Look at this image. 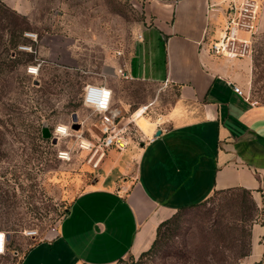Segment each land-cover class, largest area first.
I'll return each mask as SVG.
<instances>
[{
	"label": "rangeland",
	"instance_id": "1",
	"mask_svg": "<svg viewBox=\"0 0 264 264\" xmlns=\"http://www.w3.org/2000/svg\"><path fill=\"white\" fill-rule=\"evenodd\" d=\"M174 1L26 0V14L0 0V230L10 236L0 264H20L33 243L53 238L73 200L96 179L98 170L77 148L78 135L88 136L96 120L83 105L87 83L107 84L113 102L129 112L157 97V108L172 100L175 90L160 82L124 79L107 69L130 61L156 6ZM237 44L239 57L251 58L245 92L264 103V30ZM33 65L36 74L28 72ZM73 113L78 129L71 127ZM58 124L70 125L71 135L55 141ZM63 149L71 151L69 159H59ZM259 214L250 192H214L174 214L152 248L116 264H240L251 251ZM30 230L37 235L27 236Z\"/></svg>",
	"mask_w": 264,
	"mask_h": 264
},
{
	"label": "crops",
	"instance_id": "2",
	"mask_svg": "<svg viewBox=\"0 0 264 264\" xmlns=\"http://www.w3.org/2000/svg\"><path fill=\"white\" fill-rule=\"evenodd\" d=\"M5 1L28 13L26 0ZM245 1L156 6L153 24L124 68L130 80L174 89L172 100L157 108V97L132 112L113 102L126 116L148 106L136 118L140 137L110 150L56 235L33 243L20 264H116L149 250L159 225L179 210L237 188L248 190L260 208L251 251L240 264H264V103L245 92L250 57L210 50ZM250 1L256 6L253 28L238 31L246 42L264 30V0ZM119 68L107 72L118 74Z\"/></svg>",
	"mask_w": 264,
	"mask_h": 264
},
{
	"label": "built area",
	"instance_id": "3",
	"mask_svg": "<svg viewBox=\"0 0 264 264\" xmlns=\"http://www.w3.org/2000/svg\"><path fill=\"white\" fill-rule=\"evenodd\" d=\"M255 8L256 6L254 2L250 0L245 1L243 4H241V6L237 8L238 17L229 20L223 36L212 44L210 50L230 58H235L243 55L240 46L237 44V42L246 45L248 44V42L241 41L238 38V31L240 29L253 28L251 21H253L256 17ZM242 17L247 18V20H241ZM26 37H31V34L26 33ZM21 49L30 48L26 45H23L21 46ZM30 67L38 68L35 65L29 66L28 72ZM118 75L124 79L132 78V76L128 73L127 70H125L123 66L118 69ZM93 87L106 88L110 91L111 95L109 107L104 112L95 111L92 107L87 106L85 104L83 92V105L92 110V112L96 116V120L92 124V127L89 128V130L87 131L89 133L88 136L84 135L83 133H80L78 135L77 148L79 152L85 154L83 157L85 163L92 169L99 170L105 160L108 158L110 150H123L129 145L130 140L140 137L136 127V118L139 117L141 114H144L148 106L142 107L140 109V114H138L137 116L133 114L126 116L119 108L113 105V90L109 86H107V84L105 85L98 83H87L84 87V90L86 88H89V101L91 104L98 105L101 102V94L95 92L93 90ZM234 89L239 94L244 95V91L241 87L234 85ZM69 135H71V127ZM58 139H61V137ZM60 153H66V155L64 157H61ZM58 156L59 159H69L71 157V151L69 149L60 150ZM0 233L5 234L3 241L4 251L2 254H0L4 255L7 252L8 239L6 238L8 233L3 230H0ZM26 235L29 237H33L37 235V231L30 230L26 232Z\"/></svg>",
	"mask_w": 264,
	"mask_h": 264
},
{
	"label": "clouds",
	"instance_id": "4",
	"mask_svg": "<svg viewBox=\"0 0 264 264\" xmlns=\"http://www.w3.org/2000/svg\"><path fill=\"white\" fill-rule=\"evenodd\" d=\"M30 69H34L35 71H30ZM38 72V68L36 67H30L29 73L35 74ZM93 90L95 92H98L101 94V102L98 105L91 104L89 101V88H86L84 90V101L87 106L92 107L97 112H104L109 107L110 102V91L106 88H100V87H93ZM70 134V126L64 125V124H58L55 129L53 130V137L54 138H60L62 136H67ZM66 153H60L61 157H64ZM5 234L0 233V254L3 253L4 247H3V241H4Z\"/></svg>",
	"mask_w": 264,
	"mask_h": 264
},
{
	"label": "trees",
	"instance_id": "5",
	"mask_svg": "<svg viewBox=\"0 0 264 264\" xmlns=\"http://www.w3.org/2000/svg\"><path fill=\"white\" fill-rule=\"evenodd\" d=\"M43 132V131H42ZM43 136H44V134H43ZM45 137V136H44ZM45 138H47L48 139V137H45ZM239 189H241V190H244L245 192H249L248 190H246V189H243V188H237V189H231V190H221V192H233V191H236V190H239ZM215 192H218V191H215ZM206 201V200H205ZM199 205V204H198ZM196 206V205H195ZM191 207H193V206H191ZM186 208H190V207H186ZM186 208H183V209H186ZM182 209V210H183ZM180 211V210H179ZM176 214V213H175ZM170 219L171 218H169V219H167V220H165V221H163L160 225H159V227H158V232H157V238H156V240L154 241V243H153V245L151 246V248L156 244V242L158 241V238L160 237V234H161V231H162V229H163V227L166 225V224H168L169 222H170ZM7 249H8V244H7Z\"/></svg>",
	"mask_w": 264,
	"mask_h": 264
},
{
	"label": "water",
	"instance_id": "6",
	"mask_svg": "<svg viewBox=\"0 0 264 264\" xmlns=\"http://www.w3.org/2000/svg\"><path fill=\"white\" fill-rule=\"evenodd\" d=\"M77 119H78L77 113H73V124L71 125V127L73 129H78L80 127L79 126L80 124L77 123ZM42 133L44 134L45 137H50L51 136V132H50V130L47 127L43 128V132ZM158 133H160V132H158ZM54 140L56 141L57 138H54ZM9 237H10L9 234H7V238L6 239H8Z\"/></svg>",
	"mask_w": 264,
	"mask_h": 264
},
{
	"label": "bare ground",
	"instance_id": "7",
	"mask_svg": "<svg viewBox=\"0 0 264 264\" xmlns=\"http://www.w3.org/2000/svg\"><path fill=\"white\" fill-rule=\"evenodd\" d=\"M242 41V40H241ZM248 42V41H247ZM141 110H138L136 113H135V116H137L138 114H140Z\"/></svg>",
	"mask_w": 264,
	"mask_h": 264
},
{
	"label": "snow or ice",
	"instance_id": "8",
	"mask_svg": "<svg viewBox=\"0 0 264 264\" xmlns=\"http://www.w3.org/2000/svg\"><path fill=\"white\" fill-rule=\"evenodd\" d=\"M30 71H35L34 69H30Z\"/></svg>",
	"mask_w": 264,
	"mask_h": 264
}]
</instances>
